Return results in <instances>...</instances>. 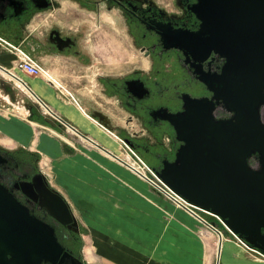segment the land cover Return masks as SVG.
Here are the masks:
<instances>
[{
  "label": "crops",
  "instance_id": "1",
  "mask_svg": "<svg viewBox=\"0 0 264 264\" xmlns=\"http://www.w3.org/2000/svg\"><path fill=\"white\" fill-rule=\"evenodd\" d=\"M82 2L84 0H60L59 9L47 11L46 16L38 18L22 32L0 21V64L14 69L19 58L16 47H22L35 60L41 61L48 74L19 72L20 75L53 111L95 142L69 126L67 129L63 123L51 126L29 119L25 104L24 108L15 103L10 104L14 105L12 107L2 100L0 144L39 153L41 169L49 174L51 185L70 203L82 231H85L83 238L90 237L96 253H102L100 263L264 264L263 255L256 253L253 256L229 232L224 233L221 241L201 218L165 196L123 162L121 159H127L130 152L121 141L120 132L109 130L92 117L86 101L81 104L73 98L71 93L87 96L117 125L133 126L127 124L128 112L118 97H111V92L108 93V89H112L108 88L105 78L118 81L129 68L122 56L111 55V43L105 31L90 32L94 39L90 37L88 52L92 59L88 62L71 54L59 53L54 46H43L40 35L47 17L56 12L70 15L91 12V7ZM69 25H72L71 21ZM95 59L101 60V70L94 79L99 91L90 89L84 95L86 93L79 92V89L94 81L87 71ZM18 103H23V99ZM45 115L55 122L51 115ZM44 161L49 165L47 170L43 169ZM166 212L171 217L167 218ZM219 244V261L217 255L211 263L212 247L216 245L218 252ZM87 245L82 251L84 259L91 263L95 260L91 253L94 249Z\"/></svg>",
  "mask_w": 264,
  "mask_h": 264
},
{
  "label": "water",
  "instance_id": "2",
  "mask_svg": "<svg viewBox=\"0 0 264 264\" xmlns=\"http://www.w3.org/2000/svg\"><path fill=\"white\" fill-rule=\"evenodd\" d=\"M21 5V0H0L1 7ZM194 9L202 19L201 27L190 35H178L176 42L166 46L184 48L191 44L192 51L205 48L208 54L214 50L225 63L218 78L201 76L212 97L184 94L182 110L159 109L163 111L161 119L173 126L180 145L173 159H163L161 168L145 161L158 177L154 180L189 204L191 207L184 206L191 212L203 221L206 213L214 216L216 220H210L209 225L221 227L223 233H231L264 256V167L253 170L248 160L259 157L264 162V0H198ZM23 82L55 119L56 123L43 113L49 125H62V121L93 141ZM126 84L127 90L139 98L149 93L139 79ZM71 95L78 103L86 101L91 116L116 131L112 117L87 96ZM35 104L39 106L25 104L29 119H33ZM217 106L230 116L217 118ZM121 137L129 151H136L129 138ZM40 197L43 207L59 222L79 230L70 203L47 178ZM43 262L89 264L83 256L71 255L58 240L55 227L33 214L0 182V264Z\"/></svg>",
  "mask_w": 264,
  "mask_h": 264
},
{
  "label": "flooded vegetation",
  "instance_id": "3",
  "mask_svg": "<svg viewBox=\"0 0 264 264\" xmlns=\"http://www.w3.org/2000/svg\"><path fill=\"white\" fill-rule=\"evenodd\" d=\"M21 1L22 5L17 8L0 6V21L21 32L38 18L46 16L47 11L54 8L57 10L61 6L60 0ZM197 2L198 0L82 2L84 6L91 7L92 11L104 8L108 12H119V25L125 28L133 44L148 59L147 67L134 65L118 81L109 77L105 79L108 88L112 89H108V93L111 92V97L116 95L128 112L127 124H133L131 128H125L112 119L115 130L129 138L137 153L153 167L161 168L166 157L173 159L180 145L175 138L173 126L161 119L163 111L160 113L159 109L166 108L171 112L182 110L184 94L212 97L213 92L201 76L218 78L225 63V58L214 50L208 54L205 48L192 51L191 44L184 48L166 46L176 42L178 35H190L201 27L202 19L194 9ZM70 21L72 25H69ZM90 34L89 24L80 21L77 13L70 15L56 12L43 23L40 37L44 47L54 46L59 53L71 54L88 62L92 59L88 52ZM136 79L143 81L149 90L144 98L127 90L126 82ZM263 110L264 108L262 117ZM215 113L217 118L230 116L218 106ZM40 160V155L25 151L23 147L8 148L0 144V182L27 205L33 214L55 227L58 240L71 255L80 256L83 236L81 226L79 225V230H75L59 222L41 204L40 190L43 191L46 178H50L41 169Z\"/></svg>",
  "mask_w": 264,
  "mask_h": 264
},
{
  "label": "rangeland",
  "instance_id": "4",
  "mask_svg": "<svg viewBox=\"0 0 264 264\" xmlns=\"http://www.w3.org/2000/svg\"><path fill=\"white\" fill-rule=\"evenodd\" d=\"M78 15L80 16V21H86L89 24L90 32L92 34L105 31L104 34L106 35V38H108V40L111 43V51H110L111 55L115 56V57L122 56L123 59L125 61H127L126 62L127 68H131L133 65H141L143 67L148 66V61H147L148 59L145 58V56H144L145 54L138 47H136L133 44L132 40L130 39V37L125 32V28L121 27L119 25V22H118V19H119L118 17L120 16L119 12H117V11H109L108 12L104 8H102L100 11H91V12L81 11L78 13ZM98 36L99 35H96V37H98ZM90 37L94 39V36H90ZM100 61H101L100 59H95L93 62L90 63L91 64L90 69L87 72H89V75L93 77L92 80L96 79L97 72L101 70L100 69L101 64H99ZM1 73L3 75L0 74V99H1L0 103H2V100H3V101H5L4 103L7 105L15 103L16 105L20 106L21 108L22 107L24 108L23 104H26V103H37L36 102L37 100L34 98L31 91L27 87L26 88L24 87L25 85L23 86L15 80L21 87H24L25 89H27L25 91H22V90H20V88H18L14 84V82H12L10 79H8V78H12V77L7 75L6 71L1 70ZM73 83H75V81ZM95 85H96L95 80L89 81L87 83V85H85L86 87H84L83 89H79V92L86 93L84 95H87L89 93L90 89L92 91H94V90L99 91V89H98L99 86L95 87ZM2 96H3V98H1ZM22 99H23V103L19 104L18 102L21 101ZM10 106L14 107V105H10ZM38 107H39V109H41L43 111V109L40 105ZM263 117H264V110H263ZM23 149L25 151H29L26 148H23ZM36 154L39 155V153H36ZM41 163L42 162H40V165H41ZM48 167H49L48 163L46 161H44L43 162V169L47 170ZM166 215L168 216L167 218L171 217L168 214V212H166ZM204 215H205V218L209 221L214 220V219L216 220V218L214 216H212L208 213H206ZM204 224H206V223H204ZM207 227L209 229L213 228L210 225ZM81 228H82V226H81ZM212 230L217 235V238H218L219 231H217L218 232L217 233L216 229L213 228ZM82 232H83V234L85 233V231H82ZM83 236H82V248H81L80 252L84 258L85 253H83V251H82L83 247L85 246V244H88L87 246H89L90 248L93 247V249H94V243L91 241L90 237L83 238ZM95 250L96 249H94L91 252L95 256V260L89 264H105V263H100L102 253H100V252L96 253ZM247 250H249V249H247ZM249 252H251L253 256L256 255V253L252 250H249ZM87 253L90 254L89 249L87 250ZM217 255H218V261H219V250L217 252V247L215 245L212 247V253H211V256H209V260H210L209 262L213 263V259L215 260ZM85 261H87L86 258H85Z\"/></svg>",
  "mask_w": 264,
  "mask_h": 264
},
{
  "label": "built area",
  "instance_id": "5",
  "mask_svg": "<svg viewBox=\"0 0 264 264\" xmlns=\"http://www.w3.org/2000/svg\"><path fill=\"white\" fill-rule=\"evenodd\" d=\"M2 38V37H1ZM13 46V45H12ZM16 47V46H14ZM16 50L18 51L19 54V58L16 61L15 67L14 69H8L4 70L0 67V74L1 70L9 72V74H11L13 77L19 79V81H21L24 84V79L22 78V76L18 73V72H23V73H27L30 75H38V74H48V70L38 61L35 60L33 57H31V55L29 53H27L26 51H24L22 49V47H16ZM1 65V64H0ZM3 66V65H2ZM4 67V66H3ZM3 75V74H2ZM8 78V77H7ZM10 79L12 82H14V84L20 88V90L25 91L27 89L26 86L21 87L13 78H8ZM27 84V83H26ZM25 85V84H24ZM35 98V97H34ZM36 99V98H35ZM43 109V111L49 115H51L46 109L45 107H43L38 100L36 101ZM61 121V120H60ZM61 123H63L61 121ZM65 125V127L68 129V125L63 123ZM121 141L124 143V141L121 139ZM125 144V143H124ZM126 146V145H125ZM129 157L127 159H125L128 163L129 166L134 169L139 175H141L142 177L146 178L147 180H149V178L152 180V182L150 181V183L156 187L158 190H160L162 193H164L168 198H170L171 200L180 203L182 205L186 204L188 207H191L189 204H187L182 198H180L176 193H174L170 188L166 187V186H161L159 185L153 177L157 178L155 174V171L153 169V167L151 165H149L136 151L134 150H130L129 151ZM217 219L220 221V217H217ZM206 221H204L206 224H210V221L205 219ZM208 224V225H209ZM211 226V225H210ZM212 227V226H211ZM214 229H216V232L220 230V228L218 227H214ZM212 228V229H213ZM218 233V232H217ZM239 239V238H238ZM240 243L249 250L254 251L255 253H259L256 250L250 248L244 241L240 240ZM260 254V253H259Z\"/></svg>",
  "mask_w": 264,
  "mask_h": 264
},
{
  "label": "trees",
  "instance_id": "6",
  "mask_svg": "<svg viewBox=\"0 0 264 264\" xmlns=\"http://www.w3.org/2000/svg\"><path fill=\"white\" fill-rule=\"evenodd\" d=\"M36 105V104H35ZM33 119H35V120H38V121H40V122H42V123H44V124H49L48 122H49V120L43 115V113L40 111V109H39V107H37V105L36 106H34L33 107ZM141 155V154H140ZM142 156V155H141ZM143 157V156H142ZM144 158V157H143ZM80 254H81V252H80ZM82 256V255H81Z\"/></svg>",
  "mask_w": 264,
  "mask_h": 264
},
{
  "label": "clouds",
  "instance_id": "7",
  "mask_svg": "<svg viewBox=\"0 0 264 264\" xmlns=\"http://www.w3.org/2000/svg\"><path fill=\"white\" fill-rule=\"evenodd\" d=\"M248 160L253 170H259L261 167H264V162H262L259 157H249Z\"/></svg>",
  "mask_w": 264,
  "mask_h": 264
},
{
  "label": "bare ground",
  "instance_id": "8",
  "mask_svg": "<svg viewBox=\"0 0 264 264\" xmlns=\"http://www.w3.org/2000/svg\"><path fill=\"white\" fill-rule=\"evenodd\" d=\"M9 69V68H8ZM6 74L7 75H9V76H11L12 78H14L18 83H20L21 85H23L24 86V84L21 82V81H19V79H17V78H15V77H13L11 74H9V72L7 73L6 72ZM53 79H54V76H51ZM149 180L151 181V179L149 178ZM152 182V181H151ZM224 233L223 232H221L220 230H219V239L222 241V239L224 238ZM108 237V236H107ZM110 237V236H109ZM114 239V238H113ZM225 240V239H224ZM221 241H220V244H221ZM220 244H219V255H220ZM255 263V262H254Z\"/></svg>",
  "mask_w": 264,
  "mask_h": 264
}]
</instances>
